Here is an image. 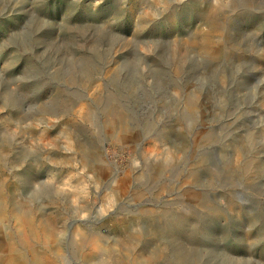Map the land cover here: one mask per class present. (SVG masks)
Returning a JSON list of instances; mask_svg holds the SVG:
<instances>
[{"label": "rangeland", "instance_id": "rangeland-1", "mask_svg": "<svg viewBox=\"0 0 264 264\" xmlns=\"http://www.w3.org/2000/svg\"><path fill=\"white\" fill-rule=\"evenodd\" d=\"M0 264H264V0H0Z\"/></svg>", "mask_w": 264, "mask_h": 264}]
</instances>
